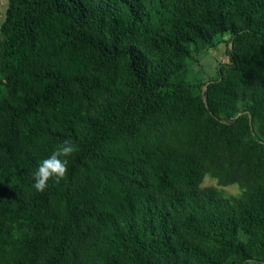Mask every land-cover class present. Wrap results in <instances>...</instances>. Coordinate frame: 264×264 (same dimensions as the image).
<instances>
[{
    "label": "trees",
    "instance_id": "1",
    "mask_svg": "<svg viewBox=\"0 0 264 264\" xmlns=\"http://www.w3.org/2000/svg\"><path fill=\"white\" fill-rule=\"evenodd\" d=\"M0 32V264H264V0H8ZM226 34L197 93L192 48ZM160 117L184 146L141 139ZM66 139L67 177L35 190ZM222 146L253 158L241 199L199 188Z\"/></svg>",
    "mask_w": 264,
    "mask_h": 264
},
{
    "label": "rangeland",
    "instance_id": "2",
    "mask_svg": "<svg viewBox=\"0 0 264 264\" xmlns=\"http://www.w3.org/2000/svg\"><path fill=\"white\" fill-rule=\"evenodd\" d=\"M8 0H0V28L5 19ZM0 32V42H1ZM230 35L217 36L212 47L196 44L192 48V54L188 60V68L183 75V80L194 84L195 91H201V84L211 78L218 76V65L220 63L230 62L229 51L231 45L229 43ZM2 76L0 74V102L4 97V88L2 84ZM145 132V131H143ZM256 136L260 133L255 131ZM141 139L147 140L155 145L170 143L176 146H184L187 140L185 129L181 128L177 122L168 117H160L158 124L149 130L148 134H141ZM248 141V138L244 139ZM128 145L133 143L127 139ZM108 149H115L119 153L123 148L121 142L110 143ZM5 149L0 145V160L6 159ZM6 155V154H5ZM200 169L202 177L199 188H213L219 197L230 200L243 198L257 184V179L249 173V167L253 164L251 160H247L240 156L237 150H228L225 147H219L209 156L199 154ZM93 223H87L83 226V231L87 228H93ZM252 264H260L253 262Z\"/></svg>",
    "mask_w": 264,
    "mask_h": 264
},
{
    "label": "clouds",
    "instance_id": "3",
    "mask_svg": "<svg viewBox=\"0 0 264 264\" xmlns=\"http://www.w3.org/2000/svg\"><path fill=\"white\" fill-rule=\"evenodd\" d=\"M77 146L66 139L48 157L44 158L33 173V187L37 191H44L48 181L55 178V182L65 179L68 174L69 159L77 151Z\"/></svg>",
    "mask_w": 264,
    "mask_h": 264
}]
</instances>
